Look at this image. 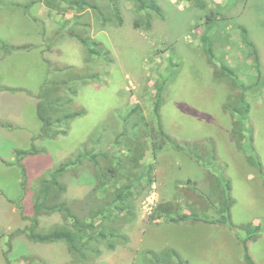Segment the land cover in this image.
I'll return each mask as SVG.
<instances>
[{"label": "rangeland", "instance_id": "374dc122", "mask_svg": "<svg viewBox=\"0 0 264 264\" xmlns=\"http://www.w3.org/2000/svg\"><path fill=\"white\" fill-rule=\"evenodd\" d=\"M157 1L165 19L155 20L148 32L134 28L131 0H118L124 18L120 27L102 28L94 15L83 18L89 23L87 36L110 51L113 61L108 63L89 59L75 39L57 35L60 22L74 18L72 11L62 16L47 10L42 0H0V118L7 117L0 124V264L74 263L65 244L34 243L22 231L31 225L34 190L40 179L84 146L91 149L89 137L97 129L104 130L100 148L124 157L128 144L138 143L148 149L143 162L153 164L155 170L153 183L146 181L134 190L132 208L137 217L123 228L129 243L114 251L102 245L94 264H156L154 254L168 250L178 254L179 259L173 258L176 264L186 259L189 264H247L241 241L247 225L260 228L259 239L247 247L253 261L264 264V0H203V8L193 0ZM58 5L66 8L65 3ZM209 15L217 21L210 32L213 61L202 41ZM242 27L259 51V78L243 42ZM6 44L31 48L8 54ZM225 62L247 89L252 151L237 147L232 135L237 117L224 110L241 94L229 78L220 75ZM66 67L72 70L65 71ZM58 69L65 72L58 75L54 71ZM94 74L98 78L87 84V77ZM65 75L75 80L70 85L75 93L67 94L73 101L71 111L85 114L71 121L66 136L42 140L34 99L47 78L56 76L55 80L64 82ZM255 82L259 83L248 88ZM160 86L163 131L181 145H196L200 161L167 145L154 159L150 136L159 143L154 108ZM132 110L129 126L136 119L144 126L132 131V137L139 138L136 143L131 135L122 136L124 121L129 122L126 114ZM17 151L28 154L19 157ZM251 153L262 164L263 173L249 164L246 155ZM21 158L27 170L25 188L18 166ZM94 175L88 162L70 172L62 180L67 186L64 199L85 201L95 186ZM226 180L231 185L234 230L227 224L199 221L174 224L161 216L162 208L172 207V216L197 213L219 219L224 199L218 181ZM62 223L60 214L42 216L39 231Z\"/></svg>", "mask_w": 264, "mask_h": 264}, {"label": "trees", "instance_id": "16d2710c", "mask_svg": "<svg viewBox=\"0 0 264 264\" xmlns=\"http://www.w3.org/2000/svg\"><path fill=\"white\" fill-rule=\"evenodd\" d=\"M134 6L135 18L133 26L135 29L142 31H151L153 24L157 19H165L163 9L157 0H131ZM195 5L205 7L203 0H193ZM44 6L50 12H56L64 16L68 11L73 12L72 20L63 19L58 28L57 35L60 37H68L75 39L83 48L84 53L89 59L97 57L109 63L113 61L110 51L103 48L101 43L91 39L87 36L85 28L89 23L82 21L87 15H94L99 21L102 28L108 26H122L124 18L121 13L118 0H42ZM60 3H65L66 8H61ZM26 9H29L27 6ZM216 18L207 16L206 31L202 38L203 47H206L205 53L211 61L215 59V54L212 48V39L210 32L216 26ZM82 28V29H81ZM242 39L245 45L250 50L253 57V66L257 78L261 75L260 56L255 43L249 37L245 27L241 28ZM31 46H14L10 44L5 45L8 54L16 51L29 50ZM45 64L51 67L50 61L44 60ZM68 72L72 70L70 67L64 69ZM58 73H63V69L54 70ZM235 70L230 65L221 64L220 75L229 78L232 83L241 90V94L231 103L224 106L225 112L237 117L233 127L232 135L237 141V147L243 151H252L253 137L251 128L248 125V115L250 113L251 105L246 97V87L238 82L235 76ZM95 76L87 77V84L89 79L98 78ZM53 78H47L39 95L36 96L35 107L37 116L41 122V133L39 138L42 140H56L60 136H66L69 130V125L72 120L85 114L83 110L73 112L71 111V103L73 102L67 94L73 96L75 93L71 82L75 81L69 75L66 81L59 82ZM59 77V76H58ZM85 82V81H84ZM85 82V83H86ZM250 82V81H249ZM250 83L248 88H252ZM162 87L157 90V102L154 108V116L156 120L160 119L161 108V92ZM135 110L126 114L129 122L124 121L122 136H133V130L141 127L138 119L131 126L130 119ZM146 127V126H145ZM159 143L152 141L150 136L151 150L154 159L157 153L163 149L164 146H170L176 151L185 153L190 157L200 161V156L196 153V145L192 146L188 143L181 145L175 139L170 137L163 131L161 122L158 123ZM141 128H144L142 126ZM148 128V127H147ZM131 131V134L128 131ZM129 131V132H130ZM104 130L100 132L97 129L90 137L89 141L93 147L88 149L78 150L73 158L65 163H60L56 168L48 172L46 177L40 179L37 187L34 190V216L30 219L31 225L24 231L28 238L38 244H57L63 243L67 250L73 255L75 261L73 264H94L95 260L102 254L101 247L105 246L107 251H114L118 246H125L129 243V237L124 233L123 228L126 224L133 222L136 219V214L132 208V200L134 197V190L139 188L144 182L147 184L153 183V174L155 166L153 164H145L143 162L144 154L148 150L142 145L139 146V138H133L136 143L128 144L129 150L123 157L112 155L109 149L101 147ZM128 133V134H127ZM121 139V138H119ZM119 141V140H117ZM142 143V142H141ZM127 144V143H126ZM36 153L37 151H32ZM17 156L24 157L28 153L25 151H17ZM249 164L258 169L259 173H263L262 164L259 162L253 153L246 155ZM18 160V166L22 174V184L25 188L28 183L26 167ZM86 162L90 163L94 170L95 186L89 192L85 201H75L68 203L64 199L67 193V186L62 181L70 172H76L81 167L85 166ZM219 182V187L223 193L224 201L221 203L219 211V219L202 218L197 213L191 215H173V208H162L161 216H167L166 221L170 223H181L189 221H199L210 224L229 225L231 230H234V225L231 221L230 208L232 207V199L229 191L231 190L230 181ZM80 203L82 206L80 207ZM60 214L63 217V223L56 225L47 231H39L40 217ZM260 228H251L250 225L245 226L246 236L241 238L244 245L245 260L247 264H256L251 258L247 244L251 240H258L261 236ZM239 238V236L237 235ZM175 250H168L161 254H154L153 262L156 264H176L173 259L178 258ZM179 259V258H178ZM178 264H187L186 261L178 260ZM169 262V263H167Z\"/></svg>", "mask_w": 264, "mask_h": 264}, {"label": "crops", "instance_id": "0c3cea01", "mask_svg": "<svg viewBox=\"0 0 264 264\" xmlns=\"http://www.w3.org/2000/svg\"><path fill=\"white\" fill-rule=\"evenodd\" d=\"M3 105V104H2ZM20 113H22L23 114V111H21ZM12 117V116H11ZM6 118L7 117H4V118H0V124H4L5 123V121H6ZM186 262H187V264H189L190 262H188V260L186 259L185 260Z\"/></svg>", "mask_w": 264, "mask_h": 264}]
</instances>
